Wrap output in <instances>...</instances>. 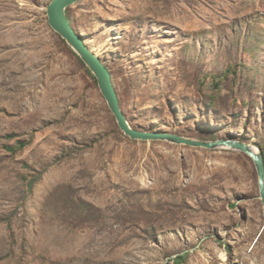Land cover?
I'll return each mask as SVG.
<instances>
[{
	"label": "rangeland",
	"instance_id": "obj_1",
	"mask_svg": "<svg viewBox=\"0 0 264 264\" xmlns=\"http://www.w3.org/2000/svg\"><path fill=\"white\" fill-rule=\"evenodd\" d=\"M49 2L0 0V264H264L251 159L125 136ZM66 14L132 128L264 150V0Z\"/></svg>",
	"mask_w": 264,
	"mask_h": 264
},
{
	"label": "water",
	"instance_id": "obj_2",
	"mask_svg": "<svg viewBox=\"0 0 264 264\" xmlns=\"http://www.w3.org/2000/svg\"><path fill=\"white\" fill-rule=\"evenodd\" d=\"M78 1L79 0H50L46 7L48 25L70 46L96 78L101 94L113 114L118 128L123 134L132 140H162L174 144H183L210 150L227 148L245 154L251 159L256 170L259 191L258 197L264 213V157L260 148L255 151L252 145L231 138L203 141L170 132L141 131L129 125L120 108L119 98L112 84L111 74L108 68L100 58L88 48L83 38L76 33L67 17V8Z\"/></svg>",
	"mask_w": 264,
	"mask_h": 264
},
{
	"label": "bare ground",
	"instance_id": "obj_3",
	"mask_svg": "<svg viewBox=\"0 0 264 264\" xmlns=\"http://www.w3.org/2000/svg\"><path fill=\"white\" fill-rule=\"evenodd\" d=\"M254 150L256 151L257 149L255 147H253ZM217 259H218V263L217 264H225L224 263V254H223V251L222 250H217ZM208 264H211V263H208ZM214 264V263H212Z\"/></svg>",
	"mask_w": 264,
	"mask_h": 264
},
{
	"label": "trees",
	"instance_id": "obj_4",
	"mask_svg": "<svg viewBox=\"0 0 264 264\" xmlns=\"http://www.w3.org/2000/svg\"><path fill=\"white\" fill-rule=\"evenodd\" d=\"M262 152H263L262 154H264V150H263ZM180 260H182V257H181V256H179V257L177 258L176 262L179 263Z\"/></svg>",
	"mask_w": 264,
	"mask_h": 264
}]
</instances>
